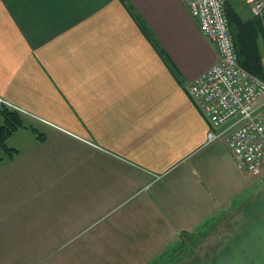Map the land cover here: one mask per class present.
<instances>
[{
  "label": "crops",
  "instance_id": "0c3cea01",
  "mask_svg": "<svg viewBox=\"0 0 264 264\" xmlns=\"http://www.w3.org/2000/svg\"><path fill=\"white\" fill-rule=\"evenodd\" d=\"M217 60L181 0H0V107L124 180L107 187L124 207L108 244L145 255L139 264L180 253L211 225L215 245L183 264H264V166L253 176L222 139L208 142L187 92Z\"/></svg>",
  "mask_w": 264,
  "mask_h": 264
},
{
  "label": "rangeland",
  "instance_id": "374dc122",
  "mask_svg": "<svg viewBox=\"0 0 264 264\" xmlns=\"http://www.w3.org/2000/svg\"><path fill=\"white\" fill-rule=\"evenodd\" d=\"M235 1L248 14L244 0ZM53 135L44 142L29 127H19L6 141L17 152L0 151V264H139L145 255L114 256L109 246L107 226L124 207L117 203L123 192L107 187L123 179L107 172L103 160L93 159L82 144ZM219 230L207 226L205 239L197 242L192 236L180 253L153 264H183L199 257L210 249L211 237L215 245Z\"/></svg>",
  "mask_w": 264,
  "mask_h": 264
},
{
  "label": "built area",
  "instance_id": "2783aa9c",
  "mask_svg": "<svg viewBox=\"0 0 264 264\" xmlns=\"http://www.w3.org/2000/svg\"><path fill=\"white\" fill-rule=\"evenodd\" d=\"M181 1L218 53V60L187 87L209 123L207 141L222 139L238 169L260 176L264 166V78L237 63L225 0ZM244 1L253 15L264 16V0Z\"/></svg>",
  "mask_w": 264,
  "mask_h": 264
},
{
  "label": "trees",
  "instance_id": "16d2710c",
  "mask_svg": "<svg viewBox=\"0 0 264 264\" xmlns=\"http://www.w3.org/2000/svg\"><path fill=\"white\" fill-rule=\"evenodd\" d=\"M244 5L248 12L246 15L238 10L235 0H225L224 4L237 63L249 73L264 78V16L253 15L245 2ZM138 22L143 24L140 20ZM21 126L23 119L20 111L9 106L0 107V151L9 156L17 152L15 148L7 146L6 141Z\"/></svg>",
  "mask_w": 264,
  "mask_h": 264
}]
</instances>
